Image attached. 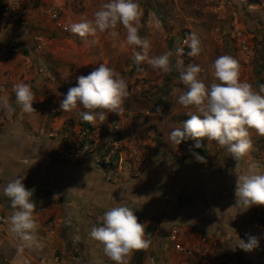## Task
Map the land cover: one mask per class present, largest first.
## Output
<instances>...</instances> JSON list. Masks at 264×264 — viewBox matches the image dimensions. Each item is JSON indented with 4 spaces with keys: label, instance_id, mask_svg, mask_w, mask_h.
Segmentation results:
<instances>
[{
    "label": "crops",
    "instance_id": "0c3cea01",
    "mask_svg": "<svg viewBox=\"0 0 264 264\" xmlns=\"http://www.w3.org/2000/svg\"><path fill=\"white\" fill-rule=\"evenodd\" d=\"M41 1L56 4L62 15L60 20L69 27L82 19H93L101 0ZM34 18L39 23L43 20L40 14ZM35 27L33 23L0 24V42L14 39L33 50V36L37 34L46 37L48 44L47 53L41 56L32 51L31 55L0 61V98H6L15 109L6 114L0 108V186L18 176L24 177L25 187L37 196L34 215L39 225L38 244L25 247L22 253L17 251L20 241L9 228L5 230L0 236V252L6 264H70V256L78 253L86 257L87 264H114L105 255L103 245L90 239L89 232L100 226L105 210L121 204L136 211L139 222L146 226L155 224L144 264H193L185 263L174 251L168 240L173 228H178L180 242L186 246H195L205 238V246L216 261L264 264V254L254 249L245 252L236 244L243 227L259 226L264 218V205L243 210L237 204L236 161L221 147L220 152L216 151L215 161L211 155L207 156L208 141L201 140L199 149L204 156L200 161L194 155L199 152L195 145L181 144L168 149V138L160 136V144L164 145L158 155L138 175L129 178L123 174L115 184L106 182L102 171L84 155L67 157L58 151L63 137L72 139L71 134L76 131L78 135V122L82 120L77 111L73 112L75 118L71 112L60 109L63 94L77 85V77L87 76L100 63L111 67L108 50L102 55L110 38L98 32L93 43V37L82 40L70 31L62 34L57 27ZM112 47L111 44L109 48ZM117 50L114 54L119 56ZM124 70L122 67L116 71ZM20 82L32 87L36 112L21 111L8 97L15 94L13 85ZM55 104L56 112L60 113L53 116L50 110L54 111ZM66 123L70 127L74 123L73 130L63 128ZM54 130L56 133H51ZM246 163L251 161L245 158L241 170ZM11 212L10 208L5 210L8 216ZM47 221L53 225H46ZM56 255L62 257L58 263L54 261ZM132 255L133 252L128 261Z\"/></svg>",
    "mask_w": 264,
    "mask_h": 264
},
{
    "label": "clouds",
    "instance_id": "9594fccd",
    "mask_svg": "<svg viewBox=\"0 0 264 264\" xmlns=\"http://www.w3.org/2000/svg\"><path fill=\"white\" fill-rule=\"evenodd\" d=\"M141 15L136 0H107L94 13L93 19L72 23L66 30L82 40L93 37L95 43L98 32L117 37V28L122 26L126 31V43L133 48L136 65L147 62L153 70L164 73L177 71L185 90L173 88L171 95L179 93L176 102L194 111L186 112L190 118L182 127L169 132L168 141L178 146L191 139L196 141V148L202 146L200 141L204 138L209 142L215 141L226 155L236 161L237 204L243 210L264 205V165L246 163L241 170V162L245 161L253 147L249 130L264 136V84L257 88L250 82L241 81L239 61L227 54L217 57L211 65L213 79L209 85L199 78L204 71L199 65L188 64L184 67L181 59L183 47L150 56V42L139 34ZM183 43L190 49L187 53L190 57L199 56L203 50L195 32L190 33ZM13 92L21 111L36 112L33 108L36 97L29 84H14ZM129 94L126 79L114 68L100 63L87 76L77 77V85L63 94L60 109L63 112L77 111L86 123L95 125L99 121L103 124L110 113L122 115ZM0 108L6 114L15 111L6 98H0ZM87 148L84 145V151ZM197 159L202 161L203 157L197 155ZM23 179L18 176L0 186V194L10 201L9 230L20 241L18 253H22L25 247L38 244L39 225L34 215L36 203L32 199L33 191L25 187ZM135 212L124 204L111 207L104 211L100 226L92 227L89 232L90 239L103 245L105 255L114 264H128L127 258L134 250L147 249L151 244L146 224L139 222ZM236 244L243 251L250 252L259 246V239L249 235L247 241L237 238Z\"/></svg>",
    "mask_w": 264,
    "mask_h": 264
},
{
    "label": "rangeland",
    "instance_id": "374dc122",
    "mask_svg": "<svg viewBox=\"0 0 264 264\" xmlns=\"http://www.w3.org/2000/svg\"><path fill=\"white\" fill-rule=\"evenodd\" d=\"M106 2L107 0H101L97 3L101 7ZM136 2L142 12L139 34L150 42V56L183 47L184 54L181 59L184 61V67L188 64L199 65L204 70L199 78L209 85L213 79L211 65L217 57L227 54L239 61L241 81L250 82L257 88L260 84H264V19L259 8L241 6L237 0H136ZM234 19H236V27L243 32L244 41L248 42L245 51L240 50L236 37L230 31V25ZM117 31L119 33L117 37L109 35L110 39L105 43L102 55H105L108 50L107 59L112 68L120 71L124 67L125 70L120 74L128 83L135 77H144L147 88L140 95L128 96L121 116L110 113L103 124L97 121L95 125L80 120L77 127L78 130L89 127L91 130L89 135L97 145L113 139L117 143L119 163L100 169L95 157L89 156L84 151L79 135H76L77 131L71 134L72 139L68 136L63 137L61 146L58 147V151L67 157L74 154L84 155L96 169L102 171L103 178L109 184H115L123 174L128 175L129 178L138 175L140 170L142 171L149 161L158 155L159 149H162L164 144H160L159 137L168 138L173 128L182 127V124L190 118L186 112L194 111V109H185L176 102L179 93L171 95L173 88L185 90V86L178 79L179 73L175 70L171 73L153 70L147 62L136 65L133 61V48L126 43L125 29L118 26ZM192 32H195L202 42L203 50L196 57L187 55L190 49L183 43L186 39L184 33L188 37ZM111 44L114 48H109ZM47 48L46 43L42 53H47ZM117 49H119V56L114 54L118 51ZM41 55L43 54L40 53ZM174 64L175 57H173V66ZM8 97L15 102V94H10ZM73 112H71L74 114L72 117L76 118V111ZM56 113L60 112H56L55 104V109L50 110V114L56 116ZM68 123L63 128H74V123H72L73 127H70ZM52 132L56 133V130ZM249 132L253 147L246 159L264 165V136L257 135L252 129ZM49 137L54 139L55 136L49 135ZM204 140L208 141L206 138ZM188 143L195 145L196 141L189 139L181 144L189 146ZM205 144L208 147L207 156L211 155L216 161L218 156L216 151H221L220 146L215 141H208ZM167 147L168 149L176 148L169 141ZM197 152L194 155L200 154V151ZM45 194L48 195V193ZM51 195L52 193H49L48 196L51 197ZM36 198L37 196L33 194L32 199L36 201ZM9 208L11 209L10 201L0 195V215L6 219V226L0 231V236L9 228V216L5 213V210ZM134 251L128 264L134 263ZM145 252L141 264H144ZM78 254L83 256L87 264L86 257L81 253ZM57 256L59 258L56 261L54 259L56 263L62 258L61 255ZM0 264H6L1 252Z\"/></svg>",
    "mask_w": 264,
    "mask_h": 264
},
{
    "label": "built area",
    "instance_id": "2783aa9c",
    "mask_svg": "<svg viewBox=\"0 0 264 264\" xmlns=\"http://www.w3.org/2000/svg\"><path fill=\"white\" fill-rule=\"evenodd\" d=\"M241 6L247 8H259L261 10V16L264 19V0H237ZM38 14L42 15L43 20L39 23L36 18ZM34 15V17H32ZM61 13L56 7V4L52 2H46L41 0H0V24L4 25H29L33 23L35 28H43L47 26L57 27V29L65 33L68 30V26L60 20ZM235 17V15H234ZM37 22V24H36ZM230 31L236 37L238 45L241 51H245L248 46V42L244 41L243 32L236 27V19L230 25ZM184 38H187V34L184 33ZM34 48L29 49L27 45L18 40H7L0 42V61L11 60L17 56H26L33 53L40 54L46 48L47 39L40 35L33 36ZM33 51V53H31ZM36 56V55H34ZM36 58V57H35ZM129 97L133 95H140L142 91L147 88V81L144 77H135L133 81L128 83ZM148 114V112H146ZM89 133L91 130L89 127L79 130L78 135L80 142L87 145V154L95 157L98 167L108 168L111 165L119 163L120 157L118 153L117 143L113 139H108L101 144H95L92 141ZM119 157V158H118ZM99 159V160H98ZM114 175V174H113ZM116 176V174L114 175ZM46 225L52 226L53 222L47 221ZM6 226V219L3 215H0V231ZM240 239L247 241L248 236H256L259 239V246L254 248L255 252L264 254V218L256 229L250 226L243 227L238 233ZM169 242L173 245V249L176 253L181 255L185 263L192 262L193 264H228L227 261H216L209 251V247L205 246V238H201L199 244L195 246H186L180 242L178 228H173L168 235ZM215 242V241H214ZM217 246V243L215 244ZM59 256L54 257L55 261ZM71 264H85L83 256L80 254L72 255L69 258Z\"/></svg>",
    "mask_w": 264,
    "mask_h": 264
},
{
    "label": "trees",
    "instance_id": "16d2710c",
    "mask_svg": "<svg viewBox=\"0 0 264 264\" xmlns=\"http://www.w3.org/2000/svg\"><path fill=\"white\" fill-rule=\"evenodd\" d=\"M196 150H199L201 152V156H204V153L201 151V149L196 148ZM155 224H151L146 226V233L150 234V239L154 236L155 233ZM146 249L143 250H135L134 251V263L133 264H141L142 256L144 254Z\"/></svg>",
    "mask_w": 264,
    "mask_h": 264
}]
</instances>
